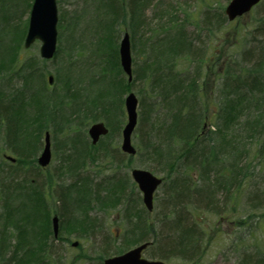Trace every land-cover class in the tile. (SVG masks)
Here are the masks:
<instances>
[{
    "label": "trees",
    "instance_id": "obj_1",
    "mask_svg": "<svg viewBox=\"0 0 264 264\" xmlns=\"http://www.w3.org/2000/svg\"><path fill=\"white\" fill-rule=\"evenodd\" d=\"M84 1L88 9L85 7L81 11L68 13L62 11L60 14L59 50L55 57L59 54L64 55L66 75L62 69H56L54 73L56 81L50 90L36 59L23 60L22 57L27 26L19 21L20 15L14 17L16 12H11V5L18 11L21 0H0V134H3L6 146L17 156L16 163L12 164L16 171L9 172L0 167V184L5 176L6 179L9 178L10 183L19 181L21 177V180L27 181L29 172L36 169L29 167L27 163L31 165L36 163L35 156L41 149L45 132H51V126L55 130H62L70 122L72 125V120L78 128L89 127L95 122L102 121L109 128L107 137L120 136L118 117L119 113L124 114L121 93L126 89L130 91L137 82L142 83V88L148 82L150 89L149 93H146V108L141 123L146 122V127L150 129L147 136L141 138L140 151L137 154L151 158L152 165H148L149 171L164 173L163 185L170 181L162 193L164 197L161 202L162 215L158 221L161 228L177 236L174 239H167V235L163 236L162 233L163 239H161L157 234L154 238L160 239L158 246L155 247L154 238H150L149 233L155 232L157 220L152 221L144 208L136 209L133 205L135 195L133 192L130 195L127 193L125 178L117 175L112 181V177H109L99 187L93 183V179L84 175L81 168L86 165L87 160L96 162L98 155L91 148L93 146L91 141L88 144L84 139L80 129L75 131L73 137H66L69 139L65 142H59L57 136H52L53 145L60 144L62 149L71 150L64 161L69 165L68 171L71 174L77 173L78 176L76 182L66 188L64 193H59L58 199L62 205L60 216L63 218L67 212L65 201L70 198L76 205L75 208L81 209L82 214L85 215L81 218V214L78 213L79 216L69 222L71 228L73 231L86 234L89 228L96 224L95 218L89 214L91 207L97 205L102 210H106L123 206L126 215L132 214L131 216L136 218L133 222L130 217L128 224L130 232L138 234L139 239L135 242H127L126 248L116 254L124 253L131 246L152 241L146 251V254L152 253L151 257L148 255L151 259L181 257L192 261L191 264H196L202 261L199 255L202 250L199 244L202 232L199 231L197 223L191 226L187 224V217L190 214L184 213V205L188 198L195 197L194 203L200 207L204 205L202 209L209 211L212 208L210 204L212 198L216 196L214 193H221L225 196L224 204L228 207L233 191L241 190L244 183L242 177H248L249 172L244 174L240 171L239 164L246 156L249 157L252 144H245L244 141L240 142L230 136L231 132L239 130L236 128H241L240 122H237L238 112L234 113V103L236 100L238 102L247 100L249 94L254 93L260 97L264 109V81L238 79L223 81V85L229 89L219 91L215 102L218 109L209 117V97L202 81L205 76L203 66L206 53L203 45L198 44L196 38L194 41L190 39L183 25L172 21L168 26V21L158 24L160 25L158 27L144 30L143 6H147L146 0ZM23 4L25 6L22 11H25L24 9L30 8L32 1ZM91 4L96 9L92 11L95 12V17L93 14L90 15L92 12L89 13ZM21 12L18 11V14ZM96 14H101V17L98 18ZM223 14L221 12L217 15L213 11H208L201 18L206 25L217 24L218 28L223 29L227 22ZM117 26H120V30L124 27V30L131 34L133 53L140 30L151 32L150 36L143 37L146 56H143L140 62L134 60L137 68H134V79L131 83L127 79L122 81L119 78L108 77L110 71H116L119 76L120 72L123 73L118 54L120 34L118 33V37L115 34ZM106 47H109V54L105 53ZM256 48L261 55L260 49H264V42ZM88 51L94 55L96 51L99 52V66L105 68L100 71L102 77L97 78L94 75L85 77L88 79V86L82 88L78 82L79 74L75 73L73 64L76 62L75 59L80 60ZM262 65L264 62L261 63ZM69 66L74 70L72 81H66L71 78L68 74ZM98 83L101 84L99 92L97 88H92L93 85L98 86ZM241 84L247 85V91L244 93L240 91ZM142 90L144 92V89ZM140 105L143 106L141 102ZM248 110L251 113V108ZM247 119L249 121L246 123L245 133L254 139L260 124L249 114ZM207 125L213 127L214 131L205 133ZM102 150L106 149L102 148ZM110 155L118 159L116 154ZM222 160L229 162L222 164ZM214 165H219V169L213 177L215 186L210 185L216 192L206 185L198 187L195 191L192 190L193 177L190 175L172 179L179 167H183L184 170H201L205 176L211 174L210 170ZM20 172H24L22 176ZM259 181L249 198L254 209H264V177ZM5 186L10 189L7 183ZM19 187L21 201L27 199V204L17 208L14 204L17 200L14 197H11L13 201L5 200V208L8 210L5 211L7 219L2 223L3 229H0V254L4 258L10 253L5 259L7 264H65L62 255L58 253L60 251L56 249L50 230L52 213L43 193L40 195L39 191L43 188L40 187L38 191L32 192L28 185L24 186L22 183L15 185V189ZM99 191H104L106 196ZM35 200L37 204L33 207ZM168 207L172 208V211ZM177 209H180L177 217H174L172 222H168L167 217ZM38 211L43 215H39L37 219L34 216L36 217ZM215 213L220 215L221 212ZM68 218L70 220V217ZM62 229L64 226L61 222ZM12 232L18 234L20 232L15 242L10 238ZM61 240L59 236V241ZM108 250L107 247H100L101 258L109 255ZM259 262V259L256 261L252 256L245 261L242 260L241 264H259Z\"/></svg>",
    "mask_w": 264,
    "mask_h": 264
},
{
    "label": "rangeland",
    "instance_id": "obj_2",
    "mask_svg": "<svg viewBox=\"0 0 264 264\" xmlns=\"http://www.w3.org/2000/svg\"><path fill=\"white\" fill-rule=\"evenodd\" d=\"M31 1L32 0H25V2H23V0H21L23 3H29ZM230 1L231 0H146L145 2L147 6H143L144 26L142 28L144 30L147 28L151 29L158 27L160 26L158 24L168 21V26H170L172 21H177L179 24L183 25L184 28H186V32L192 41H194L196 38L198 44L203 45V49L206 54L204 57L203 66V73L205 76L202 81L204 82V90L209 97V117L218 109V106L215 104V102H217L219 91L221 89H229L223 85V81H234V79H238L239 81H264V65L261 66V63L264 62V49H260L261 55H259L258 49L256 48L257 46H260L262 42H264V0L254 7V9H252L248 15L238 18L232 22H229L227 19L226 27L223 29L218 28L219 25L217 24H211L212 26H210L207 23L206 25L203 18H201L204 17V13L208 11H213L217 15L223 12V15L227 18L225 14V8ZM21 2L18 8V11L20 12L25 6L23 3L21 4ZM57 6L59 9V23L60 14L62 11H66L68 13L75 10L81 11L85 7L88 9V6L84 0H57ZM89 6V13H91L93 10L96 11L92 4ZM30 9L31 6L30 8L24 9L25 11H22L18 14L17 8L13 9V5H11V12H16L14 17H16V15H20L21 18L19 21H21L22 24L24 23V26H27V28ZM92 14L94 15L95 12H92L90 15ZM97 16L100 18L101 14H98ZM93 17H95V15ZM26 22L27 24H25ZM116 29L117 31L115 34L117 37L118 33L120 34V38L118 40L120 43V40L123 36L124 27H122V30H120V26H117ZM144 35L148 37L151 35V32H142V30H140V32L137 34L138 41L135 43V51L133 53V58L137 62L142 61L143 56H146L144 50ZM57 46L58 51L59 41ZM40 47V41L35 42L29 48L24 47L22 49V57L23 60H25V58L36 59L40 70H42L43 75L45 76V81L48 84L49 74H52L55 77L54 73L56 69L60 68L62 69L63 73H65V59L64 55L59 54L58 57H54L51 60H45L40 56ZM89 48H91V46H89ZM105 53L109 54V47L105 48ZM136 54L138 55L135 56ZM98 57L100 58L99 52L96 51L94 55L90 54L88 51L86 55L80 60L75 59L76 62L73 64V68L75 73L79 74L78 77L80 80L78 82L82 88H87L88 86V79L85 78L88 75H94L97 78L103 76L100 74V71L105 67L99 66ZM134 68L136 69L137 66L134 65ZM74 70L71 69V66L68 67V74H70L71 78L67 79L66 81H72L71 79L72 75H74ZM108 77H115L116 79L119 78L122 81L127 79L124 73L120 72L119 76L116 71H110L108 73ZM52 87L53 85L48 84V88L50 90ZM92 88H97V91L99 92L101 90V84L98 83V86L93 85ZM239 88L241 93L247 91V85L245 84H241ZM142 89H144V92H142ZM149 89L148 82L143 88L142 83L137 82L131 87L130 91H127L126 89L123 91V93H121L123 102L125 96L132 91L138 96L140 102L143 104V106H139V124L132 138L133 144L137 148L138 152L140 151L141 138L146 137L150 129L146 127V122L141 123L142 114L143 112L145 113L146 108V93H149ZM249 108H251V113L248 110ZM123 110L124 114L123 112L119 113L118 117L120 118L118 123L121 131L126 123L124 103ZM236 112H238L237 117L239 118L237 122H240L241 128H236L239 130L231 132L230 136L239 140L240 142L244 141L245 144H252L249 157L246 156L245 160L239 164L240 171H242L244 174L249 172V174L248 177H242L244 183L242 184L241 190L233 191L232 200L230 201V205L228 207L224 204L226 203L225 196L221 193H214L216 196L212 198L213 200L210 203L212 208H210L209 211L202 209L204 205L200 207L199 205L195 204V197H190L187 199V204L185 203L184 205V213L190 214L189 217L186 216L187 224L191 226L194 223H197L199 231L202 232L201 238L199 239L200 248L202 247L199 255H201L200 260L202 261L197 259L200 262H196V264H241L242 260L245 261L247 258L252 256L256 261L259 259V264H264V216H262L264 215V209L252 208L253 203H250L249 201V198L256 188L254 186L258 183L259 179L261 181L262 177H264V109L262 107L260 97L254 93H251L249 94L247 100L243 99L240 102L236 100L234 103V113ZM248 114L249 116L256 118V120H258L257 123L260 124L259 130H257L255 134L256 137L254 139H251V136H248V134L245 133L246 123L249 121L247 119ZM212 120L213 119H210V121ZM70 124L62 130H55L53 126L50 125L51 137L57 136L59 142H65L69 139L66 137H73L75 131L80 129L82 130L84 139H86L88 144H90V138L88 136V129L90 126H82L78 128L73 120L72 125ZM209 131H214V128L210 125H207L204 132L208 133ZM108 138L109 137L106 136L97 146L91 147L95 150L96 155H98V159L96 162H90L87 160L86 165L81 168L82 172L87 177L93 179V183L97 184L96 186L99 187L102 186V182L105 183L106 179L109 177H112L113 181L115 176L121 175L120 178L124 177L126 180V185L128 187L127 193L130 195L133 192L135 195L133 205L136 207V209L144 208L142 203V195L131 177V168L149 170L150 166L148 165H152L150 164L151 158L145 157L144 154H137L131 159L127 154H124L121 151V135H115L112 138ZM102 148L106 150L104 151ZM42 150L43 140L41 149L38 151L37 156H35L36 163H34V165L29 164V162L27 163L29 167H35L36 169H32L31 172H29L26 182L23 181L24 179L21 180V177L19 181L10 183L9 178L6 179L7 176H5L4 181L2 184H0V229H3L2 223H4L7 219L5 217V211L8 210V208H5V200L10 202L14 200L11 197H14L15 200H17L14 203L17 208L21 207V205L27 204V199H23L21 201L22 195L19 194V190H21V188L19 187L18 189H15L16 184L18 185L22 183L24 186L28 185L29 189L33 190L32 192L38 191L40 187L48 190L47 192L42 189V191L39 192L40 195L43 193V195L47 196L48 194V196H50L49 199L51 203V209L49 206L48 208L52 214L54 212L57 213L58 211L57 214L61 219L62 225L64 226V229H62L60 233V238L62 240H55V245L56 249L60 251L58 253L62 255L65 264H102L104 258L117 255L116 252L126 248L125 245L127 242H135L139 239L138 234L130 232L128 224L130 217L132 218L133 222L136 220V218L132 217V214L126 215L123 206H116L114 208L102 210L99 206L95 205L94 207H91V211H89L90 216L95 218L96 224L94 227H90L89 232L86 234L73 231L71 228L72 225L69 222L73 219H76V217L79 216L78 213L81 214V218L85 215L82 214L81 209L75 208L76 205L73 204V202L69 203L70 198H67L65 203L68 210L65 212V214L70 217V220L66 216V218H62L60 216V209L62 208V205L61 203H58L59 193H64V191L67 190L66 188H69L70 185L75 183L76 179H78L77 173L71 174L68 171L69 165H67L64 161L67 154H70L69 152H71V150L62 149L60 144H54L52 150V161L50 166H48L46 169L38 168L39 166L37 164V158L42 153ZM4 154L17 158V156L14 155L4 143L3 134L1 133L0 167H2V169L5 171H16V169L12 167V163L3 157ZM110 154H116L118 159L113 158V156ZM221 162L224 164L229 162V160H227V162L222 160ZM217 169H219V165H214V168H211L210 170L211 174H206L203 176L201 170H184L183 167H179L177 173H175L172 179L178 176L181 177L186 175L188 177L190 175V177H193V182L191 185L192 190L195 191L198 187L200 188L203 185H206L208 187L210 186L211 189L216 192L215 188L213 187L215 186V178L213 177L215 176ZM20 173V176L23 175L22 172ZM153 173L158 177L164 176L162 171H154ZM169 182L170 181H167L166 185L164 184L161 186L156 193L155 211L150 216V219L152 221L157 220V227H155L154 233H149L150 238H154L157 234H159L161 238L162 233L164 234L163 236L167 235V239H174L177 236L161 228L162 226L158 221L162 215L161 202L164 199L162 193H164V188L169 185ZM6 183L10 186V189L5 186ZM210 184H213V186ZM99 192L106 196L104 191ZM43 197L45 198V196ZM235 198L236 200H234ZM35 201L36 203H34L33 207H35V204H37V200ZM168 209L172 211V208L168 207ZM233 209H236V211L233 212ZM20 210L19 212H21ZM179 211L180 209H177L175 212L173 211V213H171L166 220L168 222H172L174 217H177L179 214ZM133 212L136 211L133 210ZM215 212L221 213L219 215ZM253 213L254 216H252ZM39 215L42 216L43 213L40 211L36 212V217L34 216V218L38 219ZM49 225L51 226L50 222ZM50 230L52 232L51 227ZM18 235H20V232L19 234L12 232L10 235L11 240L14 242L18 240L16 239ZM160 238L157 237L158 240L154 238L155 247L158 246ZM74 242H79L80 246L73 247L72 244ZM101 246L107 247V249H109L108 256L101 258L99 255ZM132 247L133 246L129 248ZM151 254L149 253L145 255L147 258H150ZM9 255L10 253H7L3 258L0 254V264H7L5 259ZM160 260H163L168 264H191L192 262L181 257Z\"/></svg>",
    "mask_w": 264,
    "mask_h": 264
},
{
    "label": "water",
    "instance_id": "obj_3",
    "mask_svg": "<svg viewBox=\"0 0 264 264\" xmlns=\"http://www.w3.org/2000/svg\"><path fill=\"white\" fill-rule=\"evenodd\" d=\"M261 0H232L226 7L225 13L230 21L235 18L247 14ZM57 24L58 9L56 0H35L29 19L28 31L25 39V47H30L35 41H41L40 54L45 59H51L57 47ZM120 62L123 71L128 75L129 81L132 80V56L131 43L128 33H126L121 41ZM49 83H53V76L49 77ZM125 107L128 116V122L123 129L122 150L128 154L134 155L135 148L132 145L131 137L137 125V107L138 99L134 93H130L125 99ZM108 133L103 123L93 125L89 134L93 144H96L100 137ZM51 160V144L50 135L46 134L44 150L38 160L41 166H46ZM132 177L138 184L143 194V202L149 211L153 210L154 193L162 183V180L154 176L146 170L135 169L132 171ZM53 231L55 237L59 233L58 217L53 218ZM148 244H143L124 255L110 258L104 261V264H165L162 261H148L143 259L142 252L147 248Z\"/></svg>",
    "mask_w": 264,
    "mask_h": 264
},
{
    "label": "bare ground",
    "instance_id": "obj_4",
    "mask_svg": "<svg viewBox=\"0 0 264 264\" xmlns=\"http://www.w3.org/2000/svg\"><path fill=\"white\" fill-rule=\"evenodd\" d=\"M21 176H22V175H21ZM65 216H66V217H68L66 214H65V215H63V217H65ZM66 217H65V218H66Z\"/></svg>",
    "mask_w": 264,
    "mask_h": 264
}]
</instances>
